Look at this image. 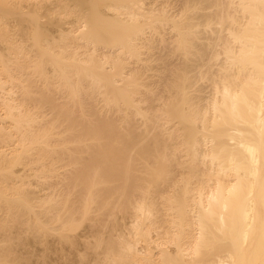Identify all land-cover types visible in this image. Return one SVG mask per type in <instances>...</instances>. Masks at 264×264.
I'll return each mask as SVG.
<instances>
[{"label":"bare ground","instance_id":"obj_1","mask_svg":"<svg viewBox=\"0 0 264 264\" xmlns=\"http://www.w3.org/2000/svg\"><path fill=\"white\" fill-rule=\"evenodd\" d=\"M0 264H264V0H0Z\"/></svg>","mask_w":264,"mask_h":264}]
</instances>
